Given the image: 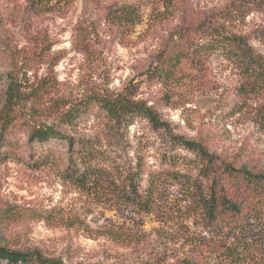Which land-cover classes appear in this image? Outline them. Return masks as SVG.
Listing matches in <instances>:
<instances>
[{
    "label": "rangeland",
    "instance_id": "rangeland-1",
    "mask_svg": "<svg viewBox=\"0 0 264 264\" xmlns=\"http://www.w3.org/2000/svg\"><path fill=\"white\" fill-rule=\"evenodd\" d=\"M34 3L0 0V247L63 264H264V206L235 229L210 224L214 175L185 144L264 172V71L247 54L264 59V0ZM120 96L162 125L112 115ZM33 124L59 135L30 141Z\"/></svg>",
    "mask_w": 264,
    "mask_h": 264
},
{
    "label": "trees",
    "instance_id": "trees-1",
    "mask_svg": "<svg viewBox=\"0 0 264 264\" xmlns=\"http://www.w3.org/2000/svg\"><path fill=\"white\" fill-rule=\"evenodd\" d=\"M170 5H174L176 0H166ZM32 0V5H34ZM133 6H125L123 13L127 19L137 23L134 19ZM124 9V8H123ZM187 32L196 31L197 28L188 25ZM185 31L181 35L186 36ZM240 39V38H239ZM238 39V40H239ZM241 42V40H239ZM185 43V44H181ZM193 43L176 42L172 46L165 49L159 56V63L161 70L159 75L164 77H173L178 65L188 56L189 49ZM250 57L251 63L254 64L259 73L264 71V59L256 56L254 53H247ZM159 64L156 66V73L159 69ZM112 115L120 117L128 113H139L147 117L154 126L162 125L159 115L152 106H148L142 101L129 99L126 96H120L116 99V103L107 105ZM30 131V141L46 142L51 137L58 136L53 128L42 127L41 125L33 124ZM190 147L199 150L205 163L207 174L214 175L212 178V186L208 189L207 193L203 195V206L210 224H235L230 226V230L235 229L239 224H246L250 221V217L254 211L264 206V172H255L247 167H238L233 163L226 162L207 151L203 145L196 144L195 142L185 141ZM67 175L73 177L75 180L83 178L77 175L74 169H67ZM129 197H132L129 195ZM136 199V198H132ZM136 201V200H135ZM139 203L147 208L148 203L143 199ZM0 258H5L8 261L18 262L25 261L34 264H63L62 262L54 259L44 258L41 255H35L30 252H22L10 250L5 247H0ZM190 261L188 264H192Z\"/></svg>",
    "mask_w": 264,
    "mask_h": 264
}]
</instances>
